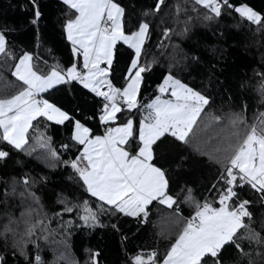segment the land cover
<instances>
[{
  "label": "trees",
  "instance_id": "1",
  "mask_svg": "<svg viewBox=\"0 0 264 264\" xmlns=\"http://www.w3.org/2000/svg\"><path fill=\"white\" fill-rule=\"evenodd\" d=\"M114 1L125 10L126 32L135 31L141 22L149 24L141 64L149 65L150 70L143 73L140 107L132 112L125 109L116 123L103 125L99 121L102 98L79 82L59 84L41 93L40 98L81 121L93 135H101L106 128L128 119L134 121L138 131L140 119L147 115L146 105L160 95L157 89L166 75L204 95L209 104L188 143L166 134L153 145V163L166 173L169 192L177 202L169 207L153 201L147 207L146 218L100 211V202L62 163L82 151L71 140L74 122L58 125L38 118L29 129L25 151L0 143V149L9 152L7 158L0 159V264H35L37 255L41 264H92L95 253L98 264H130L131 258L141 252H156L160 264L185 220L195 212V204L186 200L189 190L195 201L215 203L218 194L212 190L213 185L225 187L220 180L223 164L217 161L230 156L251 127L264 120V24L248 22L229 8L216 17L194 0H164L159 11L158 0ZM230 3L247 5L264 18V0ZM37 8L41 16L33 24ZM74 17V10L61 0H35V4L33 0H0V31L5 32L11 54H0V98H11L21 90V82L12 73L24 52L33 55V63L45 74L53 65L66 69L77 62L64 29ZM132 55L127 45L117 43L110 73L115 86L125 84ZM210 115L219 117V123L210 120ZM237 117L242 122L234 125ZM41 134L51 138V147L60 161L53 160L36 144ZM138 143L133 139L128 150L134 153ZM63 145L69 146L67 150ZM33 147L36 151L29 155ZM25 178L29 180L27 185ZM237 191L239 199L235 203L252 202V220L245 218V223L251 224L261 240L249 239V233L241 230L242 238L237 242L243 253L234 244L226 245L221 264H264V200L249 186ZM85 200L98 214L96 225L80 219L85 214L80 207L71 213L64 211L66 205H82ZM37 223L42 227L36 229L31 242L22 245L25 255H21L20 242L28 239L25 230ZM208 264L213 261L209 259Z\"/></svg>",
  "mask_w": 264,
  "mask_h": 264
},
{
  "label": "snow or ice",
  "instance_id": "2",
  "mask_svg": "<svg viewBox=\"0 0 264 264\" xmlns=\"http://www.w3.org/2000/svg\"><path fill=\"white\" fill-rule=\"evenodd\" d=\"M62 2L74 10L75 18L66 22L65 32L73 45L72 51L77 62L66 69L53 65L45 74L33 63L32 54L24 52L19 57L12 75L21 82V90L11 98H0V143L25 151L29 145V129L38 118L58 125L74 122L71 140L82 146V151L75 158L63 160L62 163L79 176L85 191L100 202V211L146 218L147 207L153 201L172 207L177 198L169 192L166 173L153 163V145L166 134L188 143V137L194 132V126L209 100L169 74L158 86L161 95L146 105L147 115L140 120L138 134L134 121L128 119L115 127L106 128L102 136L93 135L81 121L40 98V94L59 84L79 82L85 89L102 98L99 115L101 123H116L125 109L132 112L140 107L138 96L143 73L150 70L149 65L141 64L149 24L141 22L135 31L126 32L123 25L125 10L114 0ZM163 2L158 0L157 11ZM194 3L216 17L221 16L225 8H229L248 22L264 24V18L247 5L235 6L230 0H194ZM40 16L41 12L37 8L32 23L36 24ZM205 18L212 19V16ZM164 34L167 36L168 30ZM118 42L127 45L133 53L122 87L115 86L110 79L114 49ZM0 54L11 55L4 31H0ZM81 56L82 68L79 67ZM165 93L170 98L162 99ZM209 119L217 123L220 121L219 117L212 115ZM239 122H242L239 117L233 120L234 125ZM133 139L139 141L134 153L127 147ZM36 144L46 150L53 160H61L57 151L51 147L50 137L41 134L36 137ZM62 147L67 150L69 146ZM34 151L35 147L28 154ZM8 156L9 152L0 149V159ZM217 163L223 164L220 180L225 187L213 185L212 190L218 194L215 203L207 200L197 202L189 190L186 200L195 204V213L160 264H208L209 259L213 264H221L220 256L226 245L234 244L243 253L237 242L242 238L241 230L249 233L247 238L260 242L259 234L252 230L250 223H245V218L252 220V212L249 211L252 202L235 201L239 199L237 189L245 186L259 193L261 200H264V120L260 121L259 126L253 125L242 141L232 149L231 155ZM24 183L27 185L29 180L25 178ZM77 207L85 213L80 217L85 224L96 225L98 214L89 207L87 200L82 205H66L64 211L71 213ZM38 227H42V224H32L26 228L24 235L28 239L20 242L21 255H25L22 245L31 242ZM97 256L98 253L92 255V264H98ZM35 264H41L39 255L35 257ZM130 264H157V253H138L131 258Z\"/></svg>",
  "mask_w": 264,
  "mask_h": 264
},
{
  "label": "crops",
  "instance_id": "3",
  "mask_svg": "<svg viewBox=\"0 0 264 264\" xmlns=\"http://www.w3.org/2000/svg\"><path fill=\"white\" fill-rule=\"evenodd\" d=\"M62 1V0H61ZM115 2V1H114ZM75 18V17H74ZM73 18V19H74ZM65 29V28H64ZM65 36H66V39H67V35L65 34ZM67 41H68V43H71L68 39H67ZM122 43V42H121ZM71 52H72V54H73V51H72V49H73V45L71 44ZM131 52H132V50H131ZM73 56H74V54H73ZM79 59H80V68H82V66H83V58H82V56L81 57H79ZM130 65V64H129ZM102 67H106L107 65H101ZM15 70V67H14V69H13V71ZM57 86H59V85H56L55 87H57ZM54 88V87H53ZM41 95V94H40ZM160 96V95H159ZM10 98V97H9ZM161 98H164V99H168V98H170V96H169V94L167 93V95L164 97V96H161ZM155 98H153L152 99V101L154 100ZM151 101V102H152ZM150 102V103H151ZM141 120V119H140ZM100 121V120H99ZM110 124V123H109ZM115 126H117V125H114L113 127H115ZM73 129V128H72ZM72 129H71V135H72ZM138 129H139V125H138ZM104 133H105V131L101 134V136L102 135H104ZM137 133H138V131H137ZM81 149H82V146H81ZM163 205H165V206H168V205H166V204H163Z\"/></svg>",
  "mask_w": 264,
  "mask_h": 264
},
{
  "label": "built area",
  "instance_id": "4",
  "mask_svg": "<svg viewBox=\"0 0 264 264\" xmlns=\"http://www.w3.org/2000/svg\"><path fill=\"white\" fill-rule=\"evenodd\" d=\"M194 213H195V212H194ZM194 213L192 214L191 217H189V218H187V219L185 220L184 226H185V224L187 223V221L193 217ZM182 230H183V229H182Z\"/></svg>",
  "mask_w": 264,
  "mask_h": 264
},
{
  "label": "rangeland",
  "instance_id": "5",
  "mask_svg": "<svg viewBox=\"0 0 264 264\" xmlns=\"http://www.w3.org/2000/svg\"><path fill=\"white\" fill-rule=\"evenodd\" d=\"M166 76H167V75H166ZM157 91H158V89H157ZM158 92H159V91H158ZM160 95H161V94H160ZM166 95H167V93L163 94L162 96H164V97H165ZM162 99H164V98H162Z\"/></svg>",
  "mask_w": 264,
  "mask_h": 264
}]
</instances>
